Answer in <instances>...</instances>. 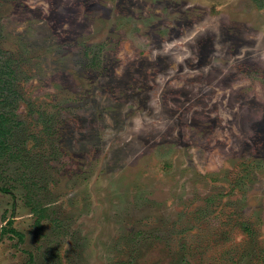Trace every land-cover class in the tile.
<instances>
[{
  "label": "rangeland",
  "instance_id": "374dc122",
  "mask_svg": "<svg viewBox=\"0 0 264 264\" xmlns=\"http://www.w3.org/2000/svg\"><path fill=\"white\" fill-rule=\"evenodd\" d=\"M1 78L0 264H264V0H0Z\"/></svg>",
  "mask_w": 264,
  "mask_h": 264
},
{
  "label": "trees",
  "instance_id": "16d2710c",
  "mask_svg": "<svg viewBox=\"0 0 264 264\" xmlns=\"http://www.w3.org/2000/svg\"><path fill=\"white\" fill-rule=\"evenodd\" d=\"M5 90H6V83L1 78L0 79V100L3 98V93ZM10 122H11V120H10V117L8 115L0 114V137L3 135L4 136L10 135V133L12 132V127H13V125H11ZM0 144H1V141H0ZM11 231H13L14 234L19 236L20 238L22 237L21 233H19L18 231L14 230V229H11Z\"/></svg>",
  "mask_w": 264,
  "mask_h": 264
}]
</instances>
